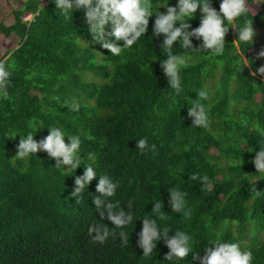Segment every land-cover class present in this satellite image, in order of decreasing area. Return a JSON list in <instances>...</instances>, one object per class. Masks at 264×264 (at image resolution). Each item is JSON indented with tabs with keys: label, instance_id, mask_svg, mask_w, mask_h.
<instances>
[{
	"label": "trees",
	"instance_id": "obj_1",
	"mask_svg": "<svg viewBox=\"0 0 264 264\" xmlns=\"http://www.w3.org/2000/svg\"><path fill=\"white\" fill-rule=\"evenodd\" d=\"M39 1L41 6L33 0L15 11L13 25L0 24V35L20 39L19 47L0 59L12 72L8 95L0 97V264H193L191 255L164 260L169 249L163 240L150 257L142 256L139 220L148 215H156L170 237L176 231L189 234L193 253L201 257L213 243L233 242L253 251V264H264V232L259 229V238L250 226L264 228V173L252 163L264 146V75L256 71L264 62V46L236 41L233 28L222 54L187 50L180 70L183 90L176 93L160 67L168 49L162 46L163 35L154 37L155 16L146 35L117 56L93 42L83 10L65 14L55 0ZM177 2L151 0L153 14ZM220 3L212 0L217 11ZM247 7L248 14L235 24L263 28L261 4L248 0ZM26 13L35 14V20L25 23ZM201 18L198 10L189 31L200 26ZM81 39L97 44L101 53L82 46ZM192 42L195 48L202 43ZM117 43L122 47L124 42ZM174 48L182 51L179 42ZM194 103L205 105L207 129L193 127L188 109ZM32 121L40 129L30 127ZM52 127L81 138L84 161L76 171L65 173L43 151L15 158L21 137L13 133H31L39 142ZM141 138L148 141L144 150L137 149ZM89 163L98 175L119 184L106 202L133 214L123 228L125 237L105 238L107 219L94 224L99 177L72 197L75 179ZM193 175L198 179H190ZM205 176L208 182L202 183L199 177ZM172 188L187 194L179 214L168 203ZM160 200L163 208L152 213Z\"/></svg>",
	"mask_w": 264,
	"mask_h": 264
},
{
	"label": "clouds",
	"instance_id": "obj_2",
	"mask_svg": "<svg viewBox=\"0 0 264 264\" xmlns=\"http://www.w3.org/2000/svg\"><path fill=\"white\" fill-rule=\"evenodd\" d=\"M57 9L67 14L69 12L84 11L85 23L88 26L92 35L93 42L96 41L104 49L108 50L111 55H120L125 48H130L148 31L150 18L155 16L153 33L155 38L163 35L162 46L168 49V55L160 67L167 78V82L171 90L179 93L183 90L182 80L180 75L181 66L187 63V50L192 52H211L212 54H222L225 49V37L230 29H236L239 42H253L256 35L253 29V23H245L243 26H238L235 21L248 14V0H221L219 11L212 6V0H178L175 6L165 8L166 11L158 15L153 14V5L151 0H55ZM258 4H264V0H258ZM201 13V22L198 28L191 31L189 21L195 17L197 11ZM31 20H26L29 18ZM36 15L26 13L23 16L25 23H31L35 20ZM226 22L232 23L233 27L229 28ZM13 25V24H12ZM111 26V31L106 32L107 26ZM193 38L197 41H202L199 48L193 45ZM119 41H123V46H118ZM179 42V54L173 52L174 45ZM264 57V52L260 53ZM260 74H264V68L256 70ZM256 73H254L255 75ZM12 72L9 67L0 62V97H7V87L9 84ZM205 92H200L199 96H205ZM196 100V99H195ZM66 103V102H65ZM188 117L192 119L193 127L207 129L210 124V119L206 107L201 103H194L188 109ZM30 127L38 128L39 122L32 121ZM16 137H21L17 146V156L15 158H30L32 155H37L38 151H43L50 158L56 160V167L62 168L67 173L71 170H77L81 167L80 154L81 138L77 135H68L60 127H52L49 130V135L43 140L37 142L34 140L35 135L28 133L20 135L13 133ZM67 137L69 143L65 142ZM91 139V137H89ZM148 147L146 138L137 140V149L144 150ZM154 148L155 145H152ZM254 148L250 147L248 152H253ZM87 159L95 161L93 154H87ZM258 173H264V146H260L259 151L255 153L252 160ZM67 166V170H65ZM84 174L82 177L75 179V189L72 197L81 193L85 187H89L91 182L99 177L97 184V192L101 196H97L93 203L95 212L98 216L107 219L104 224V237H115L120 234L125 237L126 234L123 228L129 225L133 219V214L127 210H115L116 205L111 202H106V198L113 197L116 194L119 184L114 182L108 175H98L92 163L83 167ZM192 180L198 179L193 175ZM202 183H207L208 178L199 177ZM170 194L169 206L172 212L181 213L186 207V193L172 188L168 190ZM259 195V191L257 192ZM152 213L158 212L163 208V203L160 201L153 203ZM185 216H190V212H184ZM155 217V218H153ZM158 217L156 215H148L139 220L142 222V230L139 233L137 246L143 250V257H150L154 249H157V244L164 241L169 249L164 260L180 259L186 260L191 255L193 264L199 261V264H253L254 254L252 250H242L240 244L233 242H216L212 247L205 248L203 257L198 253H193L190 246L191 236L184 231L174 232V236H169L167 227L160 228L157 225ZM159 219H163L161 215ZM99 238V237H98Z\"/></svg>",
	"mask_w": 264,
	"mask_h": 264
},
{
	"label": "rangeland",
	"instance_id": "obj_3",
	"mask_svg": "<svg viewBox=\"0 0 264 264\" xmlns=\"http://www.w3.org/2000/svg\"><path fill=\"white\" fill-rule=\"evenodd\" d=\"M32 1L33 0H1L0 2V24H4L7 27L14 24L16 21L14 12L24 10L26 8V7H23L24 4L28 5ZM39 2L40 1L38 0L37 4L41 6ZM256 3L258 4V0H256ZM261 6H262L261 9L263 10V13H264V4H261ZM254 31L256 35L254 36L253 41L255 42L256 49H258L259 47L264 46V27L260 29H256ZM80 44L82 46L92 47L95 50H97L99 53H101L97 44H94L88 40L81 39ZM19 45H20V39L16 37L15 35H12L11 37H6L5 34H1L0 35V59H2L4 55L8 54V52H13L15 49L19 47ZM257 53H258V50L253 52L251 55V58L252 59L256 58ZM261 68H264V62L261 65ZM221 74H222L221 71L219 72V74L217 73V77H216L217 81L220 79ZM87 77L90 78L91 76H87ZM250 226L253 228L252 235H257L260 238L259 229H261L264 232V228H261V226L258 225L257 223H253Z\"/></svg>",
	"mask_w": 264,
	"mask_h": 264
},
{
	"label": "built area",
	"instance_id": "obj_4",
	"mask_svg": "<svg viewBox=\"0 0 264 264\" xmlns=\"http://www.w3.org/2000/svg\"><path fill=\"white\" fill-rule=\"evenodd\" d=\"M26 20H31V19H30V17H29V18H27Z\"/></svg>",
	"mask_w": 264,
	"mask_h": 264
},
{
	"label": "crops",
	"instance_id": "obj_5",
	"mask_svg": "<svg viewBox=\"0 0 264 264\" xmlns=\"http://www.w3.org/2000/svg\"><path fill=\"white\" fill-rule=\"evenodd\" d=\"M0 2H1V0H0ZM23 7H26V4H24V6Z\"/></svg>",
	"mask_w": 264,
	"mask_h": 264
}]
</instances>
